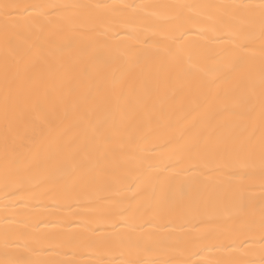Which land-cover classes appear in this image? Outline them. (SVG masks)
I'll list each match as a JSON object with an SVG mask.
<instances>
[{
	"label": "bare ground",
	"instance_id": "bare-ground-1",
	"mask_svg": "<svg viewBox=\"0 0 264 264\" xmlns=\"http://www.w3.org/2000/svg\"><path fill=\"white\" fill-rule=\"evenodd\" d=\"M21 4L85 5L74 17L78 26L66 40L75 47L64 50L59 60L50 58L42 88L49 108L47 133L80 134L88 124L80 105L91 110L95 120L105 121L109 113L120 122V137L108 147L120 148L112 156L115 170H106L89 185L75 180L59 184L46 182L41 173L5 169L4 104L2 73L6 59L0 40V259H4L5 237L9 252L28 264H262L264 262V175L260 168L240 167L213 161L203 155L180 157L166 168L155 188L141 182L150 165L161 169L173 155L174 145H163L173 138L194 133L215 132L227 119L236 116L215 110L231 104L242 85L223 81L209 60L203 71L185 83L182 65L169 64L158 49L162 37L151 26L155 8L140 5L173 2L235 6L259 4L260 0H16ZM97 4L132 5L123 13L97 10ZM227 10V9H226ZM90 13L103 15L115 26L95 29ZM100 33H104L100 35ZM193 39H196L193 36ZM107 41L114 47L127 46L131 53L150 47L154 59L141 63L119 80L88 79L74 67H83L84 53L94 41ZM257 46L260 41H256ZM258 51V47L256 49ZM9 61L11 55L7 54ZM74 85L78 90L74 91ZM99 88L97 99L87 100V89ZM79 101V103H77ZM31 129L10 149L20 159L37 148ZM134 139L128 141V137ZM179 157V154H177ZM258 160V158H257ZM110 167V162H106ZM167 177V179H165Z\"/></svg>",
	"mask_w": 264,
	"mask_h": 264
},
{
	"label": "snow or ice",
	"instance_id": "snow-or-ice-1",
	"mask_svg": "<svg viewBox=\"0 0 264 264\" xmlns=\"http://www.w3.org/2000/svg\"><path fill=\"white\" fill-rule=\"evenodd\" d=\"M85 7L88 6L0 0V40L6 53L2 73L6 172L10 168L17 171L35 168L46 182L59 184L74 179L75 185L80 186L95 182L100 173L118 166L112 153L124 149H110L108 145L121 138L123 117L117 122L109 113L104 122L111 121V125L105 128L103 122L94 119L90 109L80 105L88 117L87 127L80 134L72 135L66 131L58 136L47 133L44 128L48 123L49 108L42 84L51 67L50 58L59 60L65 49L75 47L73 41L63 37L77 30L73 18L81 15ZM91 7L123 13L133 6L97 4ZM137 7L159 9L150 14L154 18L151 26L162 37L159 43L163 47L158 51L169 64L184 67L185 83L195 79L203 71L201 65L211 60L221 80L242 85L231 104L214 112L217 116L224 113L236 116V121L225 120L215 132L189 134L183 137V142L169 138L163 147L174 145V151L166 158L165 168L161 169L159 164L150 165L154 171H145L140 177L141 182L154 189L166 168L172 167L180 157L197 155L246 168H255L258 163L264 175V0L259 4L235 6L173 2ZM89 15L95 22L90 25L93 29L97 23L107 29L118 22L116 16L107 21L103 15ZM257 40L260 41L258 46ZM7 54L11 55L10 61ZM84 57L83 67L80 62L74 67L85 77L83 83L87 84L89 78L95 80L101 70L112 65L116 67L105 71L102 79L119 80L142 62L147 66L154 54L150 47L131 53L127 46L114 47L107 41L97 40L88 47ZM78 88L74 85L73 90ZM100 90L89 87L84 96L87 100H95ZM29 129L34 136L39 130L37 148L30 157L22 160L20 154L10 152V149L27 135ZM127 139L130 142L134 137ZM106 162H110V167ZM4 256L0 264H28L9 252L7 235ZM208 264L221 262L208 261Z\"/></svg>",
	"mask_w": 264,
	"mask_h": 264
}]
</instances>
